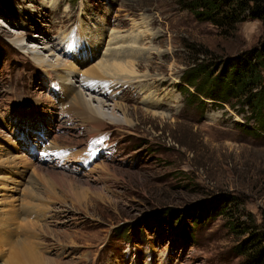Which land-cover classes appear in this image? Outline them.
I'll return each instance as SVG.
<instances>
[{"label": "rangeland", "instance_id": "rangeland-1", "mask_svg": "<svg viewBox=\"0 0 264 264\" xmlns=\"http://www.w3.org/2000/svg\"><path fill=\"white\" fill-rule=\"evenodd\" d=\"M56 41L61 52L51 48ZM262 41L264 21L246 14L220 26L198 20L181 0H0V210L16 217L11 235L39 233L30 240L48 264H250L237 248L245 228L264 224V130L232 102L188 100L183 76ZM115 50L132 61L138 53V77L85 91L124 106L97 137L109 147L95 146L91 127L62 111L71 103L57 75L79 90L84 74ZM36 54L63 66L44 70ZM47 172L73 184L61 187ZM219 194L235 197L239 209L230 207L232 218H203L191 232L193 211ZM42 209L45 218L32 215ZM166 209L184 218L157 221ZM2 251L9 252L4 243Z\"/></svg>", "mask_w": 264, "mask_h": 264}, {"label": "trees", "instance_id": "trees-1", "mask_svg": "<svg viewBox=\"0 0 264 264\" xmlns=\"http://www.w3.org/2000/svg\"><path fill=\"white\" fill-rule=\"evenodd\" d=\"M181 2L198 20L210 21L220 26L238 21L246 14L248 18L264 21V0H181ZM229 60L202 63L188 69L183 76V95H186L188 100L197 99L204 107L207 104L206 100L219 103L220 106L231 102L232 107L239 105L243 113L251 112L248 121H256L264 130V41ZM232 205L237 206V199L230 194H219L208 203H201L191 214L192 225L188 229L193 232L194 226L199 225L203 218L215 220L228 214L232 218L230 213ZM182 216L184 218L183 211L174 209L156 213L157 221L172 225L182 219ZM145 224L147 223H143L142 227L145 228ZM253 224V229L248 227L240 233L247 238L239 244L237 250L242 256L250 258V264H264V224L262 228ZM186 234L190 235L189 231Z\"/></svg>", "mask_w": 264, "mask_h": 264}, {"label": "bare ground", "instance_id": "bare-ground-1", "mask_svg": "<svg viewBox=\"0 0 264 264\" xmlns=\"http://www.w3.org/2000/svg\"><path fill=\"white\" fill-rule=\"evenodd\" d=\"M20 41H22V40L20 39ZM56 42L53 43V45H51V48L53 47V49L55 51L61 52L60 48H58L57 46H59V45L62 46V44L60 42H57V43ZM46 43H47V41H46ZM46 43H44L43 49L48 52L50 44L48 45ZM51 48L49 49V51H51ZM116 50L109 52V56L107 57L108 59H106L104 62L103 61L100 62L96 67L92 68L91 70L86 72V74H84L85 79H83L81 81V87L82 88L80 89V87H79V90L74 85L66 82V79L68 78V76L65 75L64 77H62L61 75L58 76L56 74L57 77L61 80L62 86H64V85L67 86V89H65V93H66L65 98L67 99L68 103H71L70 105L68 104V107L65 108L66 111H64V108H62L63 109L62 111L68 113V115H67L68 119H69V116L75 115L80 119L82 125L85 124V125H89L91 127V129L89 130V137L92 138L95 136L96 139L95 138L92 140L90 139L91 142L93 143V145H95V146L101 143L105 147H109V145L105 143L106 141H101V138L100 139L98 138L101 141V142H98L97 137L103 131L102 129L105 125V121L108 120V121H113V122L114 121L119 122V119L115 118L117 116L116 111L119 109L124 110V108H123L124 106L122 104H117V103H114L113 105H111V104L107 105V103L104 102L103 100L94 99L96 97L88 99L89 97L87 98V93H85V91H87L91 94H94L95 89L98 87V84H103V85L99 86V88H103V89H110V88H113L114 86H117L116 83H113V82L112 83H107V82L104 83L105 79L115 80L118 78H124V80H128L131 78V81H132L133 80L132 78L138 77V73L136 70V66H138L137 65L138 62H136V55L138 53L137 52L133 53V56L135 57V59H133V61H132L131 55H128L127 51H120V50L116 51ZM38 55L36 54V56H34V60L36 61V64L40 68H44V70L51 68L53 70V72L54 71L57 72L63 66L62 59L57 58V56H56L55 62L52 63L49 60H47L44 56H38ZM49 57H55V55L50 54ZM86 79H87V81H86ZM69 82H73V81L69 80ZM125 85H127V84H125ZM108 97H110V96H108ZM150 101H152V99H150ZM109 106L112 108V110L110 111V114H107L105 109H106V107H109ZM150 107L159 108L160 106H159V103L157 101L156 102L153 101L151 103ZM162 116H164V115H162ZM125 122H128V121L125 119ZM24 135L26 136V133H24L22 136H24ZM67 155H69V154H67ZM76 156L74 154V157H76ZM69 159H71V158H69ZM73 159L74 158H72V160H68V162L74 161ZM109 168L110 167L103 165L101 168L102 173L103 172H109V170H110ZM47 175L49 176V179L51 181L52 180L56 181L58 183V185H60L61 187H67V186H70L73 184V180L72 181H69L70 179L67 180L66 179L67 177L62 175V174L59 175L58 173L47 172ZM2 179L5 181L10 180V178H2ZM42 180L49 182L48 177L42 178ZM81 185H83V184H81ZM48 191H49V193H51V195L54 194V192H52L51 189ZM26 192L28 193L26 196L30 199H32L31 194L35 195L34 193H32V191L30 189H28V191H26ZM35 196L37 197V195H35ZM38 198H40V197H38ZM7 204L11 205L12 203H7ZM37 207H38V205H37ZM42 210H44V211H36V212L32 213V215H35L36 217L42 216L41 218H45V216L47 215L46 214L47 209H42ZM8 213H9V210H7V211L6 210H0V228L3 227L4 230L6 231L5 226H3L4 221L9 225V228L5 233L3 232V234H2V232H0V244L4 243V245H6L7 250L9 251L7 253H4L6 251H2V254H0L1 258H4V257L6 258V260L4 261V264H48V262L44 259V257L38 252L37 248L35 247V246H38L39 243H36V241L33 242L30 240V239H32V237H34L36 240H38V238L40 239V237H42V236L41 235L38 236L39 233L36 234V233H30L29 232V235L24 234L26 236V237L24 236L25 239L17 240L16 239V238H18L17 232H15V235L12 236L11 235L12 231L10 228L11 222H13L16 217L15 216H14L15 218L8 217V219H9L8 220L6 218V215ZM26 224H27L26 227H30V228L34 227L32 229L28 228V230H30L31 232H33V231L37 232L38 224L29 223V222H26ZM28 224H30V226ZM40 227L41 228H39V229L42 230L43 226H40ZM6 235L8 237H10V240L7 242L5 240V238L7 237Z\"/></svg>", "mask_w": 264, "mask_h": 264}]
</instances>
